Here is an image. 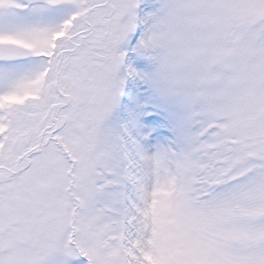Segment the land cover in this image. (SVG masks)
Masks as SVG:
<instances>
[{
  "label": "snow or ice",
  "instance_id": "snow-or-ice-1",
  "mask_svg": "<svg viewBox=\"0 0 264 264\" xmlns=\"http://www.w3.org/2000/svg\"><path fill=\"white\" fill-rule=\"evenodd\" d=\"M0 264H264V0H0Z\"/></svg>",
  "mask_w": 264,
  "mask_h": 264
}]
</instances>
